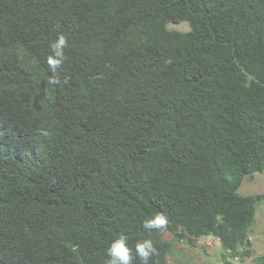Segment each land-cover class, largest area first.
<instances>
[{
  "label": "trees",
  "instance_id": "16d2710c",
  "mask_svg": "<svg viewBox=\"0 0 264 264\" xmlns=\"http://www.w3.org/2000/svg\"><path fill=\"white\" fill-rule=\"evenodd\" d=\"M255 174L264 0H0V264H106L120 234L151 239L150 264L202 238L243 263ZM158 213L167 228L145 230Z\"/></svg>",
  "mask_w": 264,
  "mask_h": 264
},
{
  "label": "rangeland",
  "instance_id": "374dc122",
  "mask_svg": "<svg viewBox=\"0 0 264 264\" xmlns=\"http://www.w3.org/2000/svg\"><path fill=\"white\" fill-rule=\"evenodd\" d=\"M171 31L186 33L189 26L185 23L180 25H169ZM241 196L264 195V174H255L251 178H246L239 190ZM167 241L172 239L169 234H164ZM254 256L243 263L235 259L225 258L220 244L213 238H202L191 240V243H174L169 262L174 264H254V258H264V203L258 205L255 225L250 236Z\"/></svg>",
  "mask_w": 264,
  "mask_h": 264
},
{
  "label": "clouds",
  "instance_id": "9594fccd",
  "mask_svg": "<svg viewBox=\"0 0 264 264\" xmlns=\"http://www.w3.org/2000/svg\"><path fill=\"white\" fill-rule=\"evenodd\" d=\"M68 46V39L64 34H59L57 39L50 45L52 52L47 58V63L52 73L50 77V83L52 84L61 83L58 73L66 60L64 50ZM167 225V217L162 213H158L155 216L146 218L142 227L147 231H160L166 229ZM156 255H158V249L151 239L137 240L133 249L129 247L128 237L120 234L106 249V264H134L137 258L141 264H150L152 258Z\"/></svg>",
  "mask_w": 264,
  "mask_h": 264
}]
</instances>
